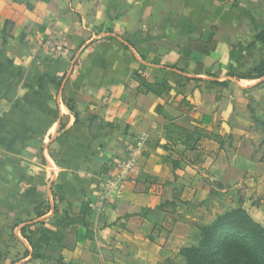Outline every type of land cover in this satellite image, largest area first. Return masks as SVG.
I'll return each instance as SVG.
<instances>
[{
    "label": "crops",
    "instance_id": "1",
    "mask_svg": "<svg viewBox=\"0 0 264 264\" xmlns=\"http://www.w3.org/2000/svg\"><path fill=\"white\" fill-rule=\"evenodd\" d=\"M226 3L0 0V264H184L233 209L264 227V76L237 79L264 0Z\"/></svg>",
    "mask_w": 264,
    "mask_h": 264
},
{
    "label": "trees",
    "instance_id": "2",
    "mask_svg": "<svg viewBox=\"0 0 264 264\" xmlns=\"http://www.w3.org/2000/svg\"><path fill=\"white\" fill-rule=\"evenodd\" d=\"M256 40L264 44V31L256 36ZM262 76L264 71L259 72V78ZM134 77L142 87L155 95L169 90L166 83L152 87L139 75L135 74ZM181 135L185 138L186 147L191 148L189 142L193 133L182 131ZM59 225L62 223L59 222ZM198 230L199 244L180 250L184 264H264V227L255 223L242 209H233L218 216L212 224L201 226ZM50 241L63 249L75 245L65 242L64 235L41 229L39 244Z\"/></svg>",
    "mask_w": 264,
    "mask_h": 264
},
{
    "label": "built area",
    "instance_id": "3",
    "mask_svg": "<svg viewBox=\"0 0 264 264\" xmlns=\"http://www.w3.org/2000/svg\"><path fill=\"white\" fill-rule=\"evenodd\" d=\"M137 151L133 147H128L124 159L117 163L118 182L128 181L137 172Z\"/></svg>",
    "mask_w": 264,
    "mask_h": 264
},
{
    "label": "rangeland",
    "instance_id": "4",
    "mask_svg": "<svg viewBox=\"0 0 264 264\" xmlns=\"http://www.w3.org/2000/svg\"><path fill=\"white\" fill-rule=\"evenodd\" d=\"M238 2L240 0H227V3L225 5H222L221 9L224 11H229L232 10L233 8L235 9L236 7L239 6ZM211 47V46H210ZM244 72L240 73L237 76V79H251V78H259V72L264 71V52L261 54L259 59L255 62L252 63L251 66L247 68H243ZM254 115H256V111H252ZM256 119V118H253Z\"/></svg>",
    "mask_w": 264,
    "mask_h": 264
}]
</instances>
